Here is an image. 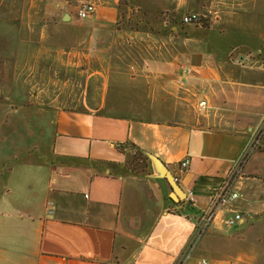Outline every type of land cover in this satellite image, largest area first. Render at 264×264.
Listing matches in <instances>:
<instances>
[{
	"label": "crops",
	"instance_id": "1",
	"mask_svg": "<svg viewBox=\"0 0 264 264\" xmlns=\"http://www.w3.org/2000/svg\"><path fill=\"white\" fill-rule=\"evenodd\" d=\"M73 1L19 6L29 29L48 19L66 32L0 33L1 117L24 137L0 147V264H264V0H91L79 19L62 12ZM133 11L150 26H116ZM192 12L205 22L184 23ZM81 25L83 65L48 50ZM48 65L80 72L82 94L44 93ZM140 152L168 166L190 206ZM230 176L237 196L205 220Z\"/></svg>",
	"mask_w": 264,
	"mask_h": 264
},
{
	"label": "rangeland",
	"instance_id": "2",
	"mask_svg": "<svg viewBox=\"0 0 264 264\" xmlns=\"http://www.w3.org/2000/svg\"><path fill=\"white\" fill-rule=\"evenodd\" d=\"M25 1L26 0H0V33L1 34L9 33V32L18 34L22 31H27V32L33 31L36 33V35H38L39 32L41 33L44 32L45 34L47 33L49 35V33L55 34L56 32L57 33L66 32L65 29L59 31L56 28L57 21H49L48 19L40 20L38 23L31 24L30 25L31 28L29 29L28 25L22 22V18H21L23 12H24L23 15L25 16L27 15V9L19 8V6ZM84 2L94 3L91 0H83L80 2L73 1V3L69 2L68 8H66V10L62 9L63 10L62 12L69 13L71 16H74L75 19H79L81 17L78 16V9ZM13 3L15 5L14 7H13ZM120 5H123V2L121 3L120 1ZM95 7H96V4H95ZM127 16L128 15L126 14V12L122 13V18L120 21L116 23V26L121 27L123 25H129L132 22L136 23L137 25L144 24L146 27L150 26L149 20L147 19V16L144 13L140 14L139 12L136 14V12L133 11V12H129V16L128 17ZM8 17L11 20H8L7 19ZM125 17H127V20L123 21ZM204 22H205L204 17L202 16V19L197 23H204ZM87 28H88L87 25H83V26L81 25V26H78L77 29L72 30V31H77L76 35L78 36H74L75 39L65 40L64 38L58 39L55 37V39H52L53 45L51 46L48 45V50L52 47L56 48L59 46H62V47L65 46V51H72L73 53L75 52L78 55V57H75V60L76 61L78 60V64H81L82 63V52L86 50L85 38H86L87 30H88ZM19 42H20L19 40H14V43L16 44ZM25 42L28 43L29 41H25ZM29 43H31L30 46L32 47L33 46L36 47L35 45H37L36 44L37 41L35 40H32ZM16 46L17 45H15V50H17ZM26 48H29V47H26ZM1 52L2 51L0 50V53ZM22 58L24 59V57L20 55V53L15 55V59H14L15 64L16 65L22 64V60H23ZM3 59L6 65L7 63L11 64L12 62V56H3ZM48 62L51 63L52 60ZM14 75L16 77L17 76L24 77L28 75V72L19 70V71H15ZM36 75H38V73H36ZM75 75H79L78 77L79 80L82 79L80 72L68 71V72H64L63 74L62 69H60V67H58L57 69H53V68H50L48 65V68H46V80H48V84L46 86V89H44V93L48 95L49 94L59 95L60 97H63V100H66L67 97L69 96L70 97L75 96V95L79 96L80 94H82L84 88L83 87H77V88L72 87V79L74 78ZM37 90H38L37 88L32 89V93ZM10 102L11 101H9L6 97H4L2 104L0 101V109L1 107H3V111H4L2 113V109L0 110V147H21L20 144L21 142H23V139H24V137H21L23 134L22 132H16V134L20 136L19 138L17 136L14 137V136L7 134V132L12 133L14 129L20 128L19 126L20 121L13 120L11 116L9 120L7 119L2 120V117H1L2 114H6L7 111H10ZM12 106H17V105H12ZM137 157L140 158L141 155L138 154ZM3 169L4 167L0 165V176H3V178H5L6 174L3 173L4 172ZM185 200L186 199H184V201ZM183 203H187V205L190 206V202H183Z\"/></svg>",
	"mask_w": 264,
	"mask_h": 264
},
{
	"label": "built area",
	"instance_id": "3",
	"mask_svg": "<svg viewBox=\"0 0 264 264\" xmlns=\"http://www.w3.org/2000/svg\"><path fill=\"white\" fill-rule=\"evenodd\" d=\"M96 10L95 4L92 2H84L78 9V16L81 18L88 17L92 15ZM202 19V15L196 12L187 13L183 16L182 21L184 23H197ZM184 72H188V67H182ZM189 160L184 159L181 161L182 168H185L188 165ZM233 176H230L226 183H224L212 196L210 210L207 213V217L205 220H209V218L214 214L215 210L219 207V205L227 200L230 197L237 196L236 192H231V181ZM177 179V177H176ZM178 181V180H177ZM241 218L240 213H235L233 217H231L227 223L229 225L234 224L238 219ZM202 263H206L205 260H202ZM181 264V263H179Z\"/></svg>",
	"mask_w": 264,
	"mask_h": 264
},
{
	"label": "water",
	"instance_id": "4",
	"mask_svg": "<svg viewBox=\"0 0 264 264\" xmlns=\"http://www.w3.org/2000/svg\"><path fill=\"white\" fill-rule=\"evenodd\" d=\"M147 156L150 159L151 168L153 172L152 174L158 177H164L168 180L172 188L171 196L177 201L186 199L187 195L185 191L182 189L176 177L172 174L168 166L153 153H147Z\"/></svg>",
	"mask_w": 264,
	"mask_h": 264
},
{
	"label": "trees",
	"instance_id": "5",
	"mask_svg": "<svg viewBox=\"0 0 264 264\" xmlns=\"http://www.w3.org/2000/svg\"><path fill=\"white\" fill-rule=\"evenodd\" d=\"M140 155H141V158H143V160L149 161V158L147 156H145L144 154H142L141 152H140ZM170 189L172 190L171 186H170ZM170 200L173 201V199L171 197H170ZM183 202H189V200L186 199L185 201L184 200L179 201L180 204L183 203ZM179 203H176V204H179Z\"/></svg>",
	"mask_w": 264,
	"mask_h": 264
}]
</instances>
